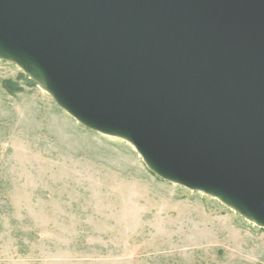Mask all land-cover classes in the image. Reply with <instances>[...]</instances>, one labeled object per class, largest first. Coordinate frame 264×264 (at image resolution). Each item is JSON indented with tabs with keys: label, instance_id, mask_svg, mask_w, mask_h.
Returning a JSON list of instances; mask_svg holds the SVG:
<instances>
[{
	"label": "water",
	"instance_id": "obj_1",
	"mask_svg": "<svg viewBox=\"0 0 264 264\" xmlns=\"http://www.w3.org/2000/svg\"><path fill=\"white\" fill-rule=\"evenodd\" d=\"M0 61L264 229V0H0Z\"/></svg>",
	"mask_w": 264,
	"mask_h": 264
},
{
	"label": "rangeland",
	"instance_id": "obj_2",
	"mask_svg": "<svg viewBox=\"0 0 264 264\" xmlns=\"http://www.w3.org/2000/svg\"><path fill=\"white\" fill-rule=\"evenodd\" d=\"M21 74L0 61V264H264V229L155 176Z\"/></svg>",
	"mask_w": 264,
	"mask_h": 264
},
{
	"label": "trees",
	"instance_id": "obj_3",
	"mask_svg": "<svg viewBox=\"0 0 264 264\" xmlns=\"http://www.w3.org/2000/svg\"><path fill=\"white\" fill-rule=\"evenodd\" d=\"M21 77L26 79L28 85L35 86V83L30 81L25 74L24 75L21 74ZM3 87L7 91V93H9L11 95H16V94L22 92V90H23L18 81H16V82H12L11 80L4 81Z\"/></svg>",
	"mask_w": 264,
	"mask_h": 264
},
{
	"label": "bare ground",
	"instance_id": "obj_4",
	"mask_svg": "<svg viewBox=\"0 0 264 264\" xmlns=\"http://www.w3.org/2000/svg\"><path fill=\"white\" fill-rule=\"evenodd\" d=\"M41 76H42V75H41ZM40 87H41L43 90L46 91V88H45V86H44L42 83H40Z\"/></svg>",
	"mask_w": 264,
	"mask_h": 264
}]
</instances>
